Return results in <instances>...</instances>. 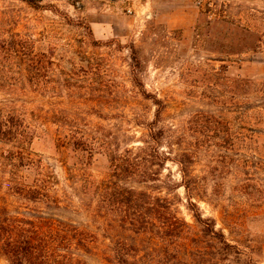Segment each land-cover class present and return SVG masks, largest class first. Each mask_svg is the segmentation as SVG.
<instances>
[{
  "label": "rangeland",
  "instance_id": "rangeland-1",
  "mask_svg": "<svg viewBox=\"0 0 264 264\" xmlns=\"http://www.w3.org/2000/svg\"><path fill=\"white\" fill-rule=\"evenodd\" d=\"M0 103L16 104L32 132L15 167V147L0 141V217L47 234L85 230L91 250L73 245L72 264H106L120 233L117 211L97 212L111 154L138 153L158 109L161 150L191 154L192 190L172 160L161 180L132 184L162 196L178 184L189 228L179 261L145 260L264 264V0H0ZM21 153L32 162L21 166ZM0 264L13 263L0 252Z\"/></svg>",
  "mask_w": 264,
  "mask_h": 264
},
{
  "label": "trees",
  "instance_id": "trees-1",
  "mask_svg": "<svg viewBox=\"0 0 264 264\" xmlns=\"http://www.w3.org/2000/svg\"><path fill=\"white\" fill-rule=\"evenodd\" d=\"M29 56L31 61L36 60V55L32 51ZM30 67L29 72L34 68L32 62L29 64ZM17 110L16 104L0 103V141L15 147L14 150H10L11 153H15L10 163L14 167L19 165L13 163V160L17 159L15 150L22 148L18 150L22 152L25 143L32 138L30 127ZM160 113L158 109L155 121L149 125V131L143 139L144 146L138 153L133 149H126L124 152L113 151L111 154L114 167L108 181L101 188L97 212L101 216H106L117 211L120 217L117 220L118 224L113 226H116L120 233L111 235L112 244L103 250V260L106 264H152L151 261H146L145 257L150 255L160 257L164 254L177 262L182 256L180 242L184 239L189 224L179 215L176 199L178 195L174 193L179 185L173 183L168 186L167 194L162 196L154 194L152 188H141L132 184L161 180L160 176L167 161L172 160L178 163L182 172L181 185L189 192L192 190L191 154L181 152L172 159L161 150L166 131L159 125ZM224 121L221 117H217V125L220 123L227 125ZM225 130L226 136L219 146L229 148L233 146L234 138L227 132V127ZM71 145L76 149L88 150L84 141L74 140ZM90 149L93 150L92 147ZM21 154L23 156L22 159L20 158L21 166L24 162H32L30 153ZM191 204L196 206L192 201ZM193 216L205 234L217 239L213 219L203 218L199 209ZM66 226L67 230L72 229L71 233L63 229V234L61 231L56 235L51 234L50 231L47 234L39 231L37 221L0 217V252L4 253L13 264H72L71 247L74 245L89 252L90 240L93 236L91 237L78 226ZM142 251H145L144 255H140ZM76 264L89 263L77 260Z\"/></svg>",
  "mask_w": 264,
  "mask_h": 264
}]
</instances>
